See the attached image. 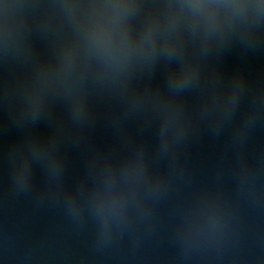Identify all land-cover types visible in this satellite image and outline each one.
Here are the masks:
<instances>
[{
  "label": "water",
  "instance_id": "water-1",
  "mask_svg": "<svg viewBox=\"0 0 264 264\" xmlns=\"http://www.w3.org/2000/svg\"><path fill=\"white\" fill-rule=\"evenodd\" d=\"M0 264H264V0H0Z\"/></svg>",
  "mask_w": 264,
  "mask_h": 264
}]
</instances>
